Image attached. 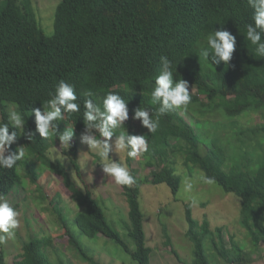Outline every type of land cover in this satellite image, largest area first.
I'll return each instance as SVG.
<instances>
[{"label":"trees","instance_id":"obj_1","mask_svg":"<svg viewBox=\"0 0 264 264\" xmlns=\"http://www.w3.org/2000/svg\"><path fill=\"white\" fill-rule=\"evenodd\" d=\"M252 14L247 0H62L55 17V33L47 36L32 0H0V124L8 122L9 112L14 109L22 113L25 131L35 132L33 110L43 111V104L51 98L61 79L75 85L81 105L79 113L65 114L63 121L56 122L61 132L67 125L75 128L72 146L62 153L68 156L77 180L63 160L52 158L54 151L50 150L55 144L59 148L58 137L43 139L36 133L30 141L22 135L11 150L24 147L25 158L12 169L0 168V195H14L18 186L26 190L22 167L28 170L27 175L35 185L43 171L48 170L61 178L76 201L79 212L75 222L83 234L91 239L104 236L138 264H153V249L147 245L145 215L140 203L142 186L146 182L167 184L177 196L182 177L176 174L175 161L168 158L161 170L153 172L152 181L140 179L132 169L133 161L139 156L131 159L126 155L136 183L131 187L121 185L129 205L127 229L131 241H125L85 180L79 160V138L85 128L83 102L87 98L82 94L91 91L93 99L101 103L105 94L112 91L128 102L129 120L124 131L146 136L148 151L143 154L146 168L156 169L160 162H166L167 151L173 150L175 156L183 158L185 167L192 164L200 168L225 192L237 197L241 225L254 247L264 244V226H261L264 126L257 125L247 130L250 136L246 139H238L240 147L233 154V166L229 168L226 152L218 140L203 139L194 121L188 123L181 115V109L160 116L154 133L148 129L140 133L132 121L136 108L142 106L155 113L159 107L152 103L151 91L161 67V56L172 61L174 78H182L197 88L196 94L190 93L187 107L198 105L199 115L220 112L230 125L237 126L235 120L242 115L264 114V57L256 55L254 46L243 34L246 25L253 22ZM215 29H225L236 36L233 58L227 65L223 62L213 65L198 57L199 48L204 46L203 35ZM195 121L199 125L206 123ZM260 132L263 135L258 137ZM243 134L246 135L244 131ZM254 163L256 167H251ZM21 203L18 200L13 207L19 208ZM185 209L187 236L195 246L193 264H212L205 247V241L212 239L224 262L248 263L245 249L237 245L234 237L230 238L232 249L227 248L224 228L213 231L208 220L201 223L194 218L191 204H186ZM60 217L65 235L80 258L89 264H101L81 244L62 212ZM168 241L170 244L169 236ZM50 245V238H30L14 264H52L46 254ZM173 253L180 260L175 250ZM0 264H7L3 251ZM60 264L67 263L60 260Z\"/></svg>","mask_w":264,"mask_h":264},{"label":"rangeland","instance_id":"obj_2","mask_svg":"<svg viewBox=\"0 0 264 264\" xmlns=\"http://www.w3.org/2000/svg\"><path fill=\"white\" fill-rule=\"evenodd\" d=\"M61 2L62 0H32L39 24L47 36H52L55 33V17ZM189 92L196 94L198 90L195 86L189 85ZM199 108L197 105L181 109V115L188 123L192 120L193 124L194 121L196 131L203 139L218 140L219 145L226 152L228 167H232L233 154L237 147H240L238 139H246V136H250L247 130L255 129L258 127L257 125L264 126V114L249 113L242 115L235 120L238 123L237 126H232L228 118L222 113H206L201 116L197 113ZM195 120L206 123L199 125L200 122ZM132 121L140 133L146 131L140 121L133 118ZM126 125L125 123V128ZM232 128H236L238 131ZM122 130L124 129L122 128ZM243 131L246 135L243 134ZM262 135L260 132L258 137ZM114 140L115 137H113L112 142ZM79 145V160L85 180L90 183L96 199L103 208L105 207L110 223L121 233L125 241H131L127 229L130 221L129 205L121 185L115 184L111 178L106 177L102 172L101 166L98 164L100 157L95 150L82 145L80 138ZM56 151L59 155L57 156V152L54 151L52 158L63 160L69 167L73 178L77 180L76 171L69 162L68 156L63 155V149L60 148V145ZM110 153L111 159L116 162H119L120 159V163L131 171L127 163L126 153H121L120 156L114 151ZM143 154L141 153L132 164V169L138 178L152 181L153 172L161 170V165H166L168 158L175 161L173 166H175L176 174L182 177L181 189L177 196L173 194L167 184L154 185L146 182L142 186L140 203L145 215L144 226L147 245L153 249V264H193L195 246L187 236L189 224L185 209L186 204H191L189 197H195L197 200L195 205L191 204L194 218L197 221L203 223L204 220H208L213 231L218 227L225 229L224 240L228 249H232L230 238L234 237L237 245L246 251L247 264H264V244L262 243L258 248L254 247L252 238L241 225L240 201L234 194L225 192L216 182L211 185L203 183L200 176H205V173L192 164L185 167L183 158L175 156L173 150L167 151L166 162H160L156 169L146 168L143 164ZM235 158L241 160L239 156ZM39 163L38 165H40ZM256 164L254 163L251 167H256ZM20 170L23 186L26 190L19 189L18 186L14 190V195L7 197L12 205L17 204L18 200L22 201L17 208L20 213L18 217L20 225L14 230V235L0 246V256L3 251L7 264H14L18 256L23 253L25 243L36 236L52 239V245L46 249V254L52 264H60V260L67 264H89L80 258L69 243V239L65 235L64 225L61 222L60 212L67 218L71 229L81 244L101 264H138L115 242L104 236L91 239L82 233L75 222L79 207L60 177L44 170L38 184L35 185L27 175L28 170H25L24 167ZM186 179H191L193 182L194 186L191 193L184 192ZM167 234L171 239L170 244ZM215 246L216 241L213 239L212 242L211 240L205 241L211 263L227 264L219 257L220 255L218 256ZM174 250L178 253L180 260L173 253Z\"/></svg>","mask_w":264,"mask_h":264},{"label":"clouds","instance_id":"obj_3","mask_svg":"<svg viewBox=\"0 0 264 264\" xmlns=\"http://www.w3.org/2000/svg\"><path fill=\"white\" fill-rule=\"evenodd\" d=\"M247 4L253 10V22L246 25V31L243 34L246 41L254 46L256 55L264 57V0H247ZM202 38L204 46L199 48V58L202 57L213 65L221 62L227 65L232 60L237 40L231 32L215 29L213 32L204 34ZM160 61L161 67L151 91L152 103L159 107L155 113L142 106L138 107L132 117L140 121L150 133L158 129L160 116L172 110L186 109L191 102L189 83L182 78H174L172 61L167 56H161ZM82 95L87 98L83 102L82 120L85 128L80 135V143L98 153L100 157L98 164L106 177L111 178L117 185L131 187L136 183V178L130 169L120 163V159L116 162L110 158V152L113 151L119 156L121 153H126L131 159L148 151L146 136L133 135L121 130L126 129L124 124L129 120L128 102L112 91L105 94L101 103L93 99L91 91ZM43 106V111L40 108L33 110L35 132L25 131L24 117L17 110H11L8 122L0 124V168L12 169L17 162L25 158L24 147H18L15 151L11 150V146L22 135L30 141L34 139L36 133L43 139L55 135L59 139L61 149H69L72 146L75 128L67 125L61 132L56 122L63 121L65 114L80 112L81 105L78 103L75 85L61 79L56 84L55 92ZM113 137H115L114 142H112ZM56 150L58 149L55 144L50 151ZM200 180L208 185L215 183L213 178L207 176H200ZM193 186L192 180L186 179L184 192L191 193ZM189 199L192 205L197 203L195 197H189ZM19 215V211L13 207L9 199L5 195H0V244L14 235V230L20 225ZM261 226H264V220H261Z\"/></svg>","mask_w":264,"mask_h":264}]
</instances>
